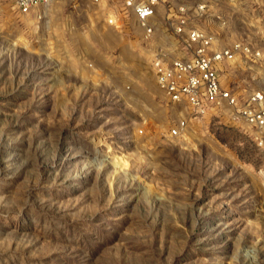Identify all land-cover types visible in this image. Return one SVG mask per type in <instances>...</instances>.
Instances as JSON below:
<instances>
[{
    "label": "rangeland",
    "instance_id": "rangeland-1",
    "mask_svg": "<svg viewBox=\"0 0 264 264\" xmlns=\"http://www.w3.org/2000/svg\"><path fill=\"white\" fill-rule=\"evenodd\" d=\"M19 2L0 0V264H264V132L207 117L170 139L185 110L151 69L187 3L250 48L222 83L264 93V0H166L148 38L86 0Z\"/></svg>",
    "mask_w": 264,
    "mask_h": 264
},
{
    "label": "built area",
    "instance_id": "built-area-1",
    "mask_svg": "<svg viewBox=\"0 0 264 264\" xmlns=\"http://www.w3.org/2000/svg\"><path fill=\"white\" fill-rule=\"evenodd\" d=\"M50 0H20L24 14L35 12L42 18L41 5ZM89 8L98 12L108 27L121 31L126 18L134 20L137 29L146 38L157 29V15L166 0H86ZM196 12L202 16L206 4L197 5ZM175 17L174 31L177 35L176 50L180 54L166 59L162 50L151 62L158 88L166 100L176 109H184L181 116L169 128L167 136L179 138L185 134L192 119H213L236 122L257 137L264 132V93L257 91L240 93L222 83L220 66L226 62L241 61L250 53L248 45L233 42L227 47L220 43L215 33L207 31L192 21L187 3L169 9ZM180 46H177L179 45ZM143 130L140 129V134Z\"/></svg>",
    "mask_w": 264,
    "mask_h": 264
}]
</instances>
